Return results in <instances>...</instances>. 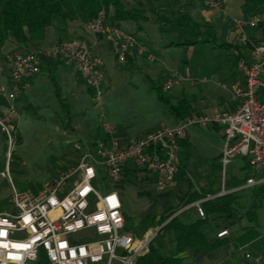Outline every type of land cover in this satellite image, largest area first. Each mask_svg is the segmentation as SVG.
Returning <instances> with one entry per match:
<instances>
[{
	"label": "built area",
	"instance_id": "1",
	"mask_svg": "<svg viewBox=\"0 0 264 264\" xmlns=\"http://www.w3.org/2000/svg\"><path fill=\"white\" fill-rule=\"evenodd\" d=\"M204 1L217 5V0ZM249 25L264 29V10ZM86 28L104 38L118 64L127 63L131 52L139 48L137 37L107 22L105 13ZM249 51L248 58L237 61L242 80L231 86L237 103L234 111L217 109L211 114H191L176 126L158 128L129 142L122 141L115 127L103 122L99 137L86 145H74L79 155L76 164L60 171L37 193L18 191L12 185L13 211L0 213V264H137L161 228L150 237L137 238L129 233L118 185L129 167L152 176L158 188L174 185L181 144L191 128L220 127L222 171L236 157H242L251 170L250 178L239 189L226 191L223 184L219 195L193 204L201 219H205L204 202L264 185V35ZM43 58H56L75 68L93 100L102 101L103 60L91 52L86 40L73 39L38 52L0 53V98L9 102L6 110L10 115L17 116L15 102L24 81L40 73ZM189 78L188 69L185 76L171 72L162 85L163 91L168 93ZM13 125L0 110V133L5 137L8 160L16 146ZM100 188L106 193L102 195ZM226 236L227 230L216 235L218 239ZM262 239L264 244V227ZM246 259L252 264H264V250L258 257L247 254Z\"/></svg>",
	"mask_w": 264,
	"mask_h": 264
},
{
	"label": "rangeland",
	"instance_id": "2",
	"mask_svg": "<svg viewBox=\"0 0 264 264\" xmlns=\"http://www.w3.org/2000/svg\"><path fill=\"white\" fill-rule=\"evenodd\" d=\"M126 4L128 5V3ZM150 18L153 19L152 16ZM151 21L154 23V20ZM144 28L145 37L148 35V38H153L156 41L157 39L162 41L165 38H170L171 41H196L198 39L195 31L189 27L182 28L178 32H174L175 34L160 30L158 26L148 22L144 23ZM185 48V50L175 51L172 54L175 61L173 68L180 74H184L188 69L191 78L182 80L181 85L175 86L166 93L172 104L175 105L182 98V87H185V90L190 89L191 84L196 80L203 84L204 93L213 92L216 88L214 82L216 80H225L230 85L228 82L231 81H227L224 75L225 69L228 66L233 67V63L229 62L226 51H213L201 44ZM10 52L14 53L15 51L11 50ZM155 65L153 61H150L148 70L140 64L130 68V66L118 64L116 61L111 68V77L107 88L104 89L101 102L94 101L89 93L86 94L85 89V93L81 90L76 93V97L72 96L69 99V104L72 106V129L63 127L65 116L61 112L60 105V100L63 101L70 96V91L63 93L60 83L56 81L61 91L60 97H58L57 89L48 71L44 69L42 72L44 82L40 83L41 86L36 85L34 89L25 91L29 103L20 104L22 108L17 107V121L13 125L16 129V146L10 160L7 158L5 140L0 137V165L3 171V176L0 174V212L4 213V211L12 209L10 204L12 185L18 191L35 192L46 181L53 180L60 171L73 167L79 157L74 145L76 143L86 145L99 137L103 122L114 126L118 131H126L132 136L161 126H174L170 124L172 116L168 108L158 101L157 93L150 90L147 81L150 79L156 85L162 86L173 70L164 69L158 75L153 74ZM236 73H239L238 70ZM202 79L205 81L201 82ZM195 85L197 86L196 83ZM218 89L221 92H226L222 86ZM226 95L229 97L227 92ZM19 98L23 97L19 96ZM101 115L103 119H101ZM188 132L194 133L190 139L192 146L190 149L183 148L184 155L181 158L184 160L183 166L186 171L174 192H171V189H164L162 195L157 192L151 193L147 186L152 183H148V180L141 183L136 182L133 177L118 185L117 189L120 195L122 194L123 210L129 218L127 228L129 233L150 237L158 230L160 227L152 221L153 217L158 218L177 209L174 202H177L180 191L186 189V181H190L197 188L213 187L215 190H220L223 188V184L227 189L232 179L244 180L242 157L234 158L225 171H220L217 168L218 148L220 144H223V140L221 141L217 132L200 128H191ZM8 162L9 165H7ZM150 187L155 189L154 186ZM99 191L102 195L106 193L103 188H100ZM252 191V188H248L238 192L241 205L239 212L242 214L249 207ZM167 193L169 197L165 199L164 194ZM257 214L260 231L263 234L264 208ZM187 215L190 219H187L185 215L180 216L184 223H192L197 220L194 210L188 212ZM231 224V218L213 216L203 231L211 236L220 228L229 226L231 232L236 236L237 233L234 231H239V227L231 226ZM245 225H248V221L243 219L241 226ZM168 238L166 237L165 244L168 243V249L175 252V246L171 243L172 235H169ZM154 245L158 246L157 242L153 243L152 247H155ZM231 251L232 247L226 246L210 253L208 259L211 262L225 259L230 255L233 256ZM186 253L187 251L182 252L180 257L186 258ZM244 254L233 256V259L243 260ZM183 264L191 263L189 260H185Z\"/></svg>",
	"mask_w": 264,
	"mask_h": 264
},
{
	"label": "crops",
	"instance_id": "3",
	"mask_svg": "<svg viewBox=\"0 0 264 264\" xmlns=\"http://www.w3.org/2000/svg\"><path fill=\"white\" fill-rule=\"evenodd\" d=\"M127 1V2H125ZM124 3H128V5H141L142 8L145 11H156V14L159 15V17L162 18H169L173 13L180 12L182 16L188 17L191 19V23L188 24L187 27L193 29L195 31L196 36L198 39L196 41H190V42H204L208 41L210 38L215 37L218 42H223L229 45H235V46H245V43L247 41L253 40L255 42H259L263 35H264V29L263 28H252L249 23L260 13L264 10V6L262 7H256L253 4H245L243 0H217L216 6H210L208 5L204 0H123ZM150 16L153 17V19L150 18ZM155 16L152 13H148L147 17L149 19L148 23H151L152 25H156L159 27L160 30L166 31V32H173L172 34H175L174 32H178V30L182 28H178L176 25L174 26H164L157 24L155 22ZM154 20V23L151 21ZM235 21H238L241 23L240 27H237ZM177 23V22H176ZM195 25H199L195 27ZM121 29L134 34L138 41H139V48L135 49L131 52L129 59L127 63L123 65H128L131 67H134L136 65H141L144 68H149V62L153 61L156 65L153 66L154 70L152 71L153 74H160L161 70L167 69L172 72H175V68H173V63L175 62L173 59L174 52L185 50L186 48L182 47H169V44H178L183 43L185 41H178V40H169L170 38H165L162 41L161 40H153V38L145 37V28L144 24H142L143 31L137 32L136 26L134 24L130 23H123L120 25ZM165 28H171V29H165ZM186 28V27H185ZM59 27L56 25L53 28H50L47 32V37L45 42L41 45V48L47 49L51 47L53 44L57 43L59 41ZM134 32H137L136 34ZM63 41H70L73 39H84L86 40L91 48V52L101 57L104 63L103 71L105 74V84L104 89L107 88V83L109 82V79L111 77V71L113 64H115L116 60L113 57L110 47L108 43L104 40L103 37L96 34H91L87 31L86 26H81L78 23H70L67 29V33H65L63 36ZM172 39V38H171ZM189 41V40H186ZM200 45V44H198ZM205 47H208L211 49L209 44H201ZM15 47L8 43L4 49L5 52H10ZM250 49L245 48L242 50L241 55L237 52L236 49L231 50H224L228 53V59L229 62L233 63V67H227L225 69V79L231 82L227 84L225 80H216L214 81L216 84V88L213 90L212 93L203 91V84L199 82V80L194 81L191 84L190 89L185 90V87H182L181 93L182 98H186L190 101L191 107H192V113L191 114H211L214 110L221 109L224 111H234L236 109L237 103L233 101V96L231 92V86L235 84L236 82H239L242 80V76L240 74V71L237 68V61L241 57H249L250 55ZM223 51V50H220ZM40 68L41 71L37 75H34L24 81V87L22 88V91L18 95V99L15 102L16 108H22L20 104H27L29 103L28 98L25 96V91H28L29 89L33 88L36 85L41 86L40 83L44 82V76H42V72L44 69H46L51 76H54L56 80L61 85V90L63 93L70 91V96L66 97L63 101L69 104V99L73 96L76 97L77 92L85 93L84 89L86 90V94H88L89 90L83 85L77 71L75 68L65 65L61 60L56 58H43L40 61ZM149 70V69H148ZM236 70H238L239 73H236ZM186 72V71H185ZM177 73V72H176ZM180 74V73H178ZM181 76H185L184 74H180ZM191 78V77H190ZM205 79H202L201 82H204ZM183 81H181L177 86L181 85ZM197 84V86L195 85ZM222 86L224 90H226L229 97H227L226 92L219 91L218 87ZM198 91H197V89ZM10 89H12V86L10 85ZM79 90V91H78ZM199 92V93H198ZM201 93V94H200ZM90 94V93H89ZM92 96V93L90 94ZM188 95L189 97H186ZM23 97V98H19ZM181 98V99H182ZM19 99H22L21 101ZM180 100V99H179ZM9 102L5 98H0V110L3 112V115L6 117L10 123L14 124L17 121V116L10 115L6 107L8 106ZM18 113V112H17ZM181 121L176 120L174 117L171 118L170 124L171 125H178ZM114 127V126H113ZM164 127V126H161ZM159 127V128H161ZM173 127V126H170ZM158 128L147 130L145 132H141L135 136L130 135L126 131H117L118 137L124 141L129 142L132 141L144 134H147L149 132H152ZM209 131H215L217 132V135L221 138V141L223 140V131L220 127H211L208 129ZM194 133L193 132H187V135L185 139L182 141L181 144V152H180V166H179V173L178 177L171 187L164 188V189H171V192H174L177 188L178 182L184 178L186 168L183 166L184 160L181 158L182 155H184L183 148H191L190 139ZM0 137L5 140V137L2 133H0ZM218 137V138H219ZM220 144V143H219ZM223 144L219 145L218 151L219 154L216 158V165H220V158L222 154ZM244 167L246 165L245 160L243 159ZM2 175V174H1ZM130 177H133L136 182H142L148 180V183H152L151 185H148L147 188L149 189V192H153L157 194L163 193L164 189L158 188L155 184L154 178L141 170L135 168V167H129L127 172L124 175V178L122 181H126ZM55 179V178H54ZM233 180V179H232ZM231 180V181H232ZM51 180H48L46 182H49ZM230 181V183H231ZM45 182V183H46ZM188 181H186V189L183 191H180L177 202L175 203V206L178 207L182 200L186 197L188 193ZM44 183V184H45ZM228 184V187L230 185ZM43 186V185H42ZM41 186V187H42ZM150 186H154L155 189L151 188ZM195 190L202 191V190H212L213 193L216 195H219L222 192V189L215 190L213 187L204 188L200 187L197 188L195 185L192 184ZM40 187V188H41ZM38 190L32 193H37ZM238 188V187H237ZM237 188H233L226 191H233ZM31 192V191H30ZM122 195V194H121ZM162 195V194H161ZM122 197V196H121ZM164 197H169V194H164ZM200 201V200H199ZM198 202V201H197ZM166 203V201H165ZM196 203V202H195ZM193 203V204H195ZM250 203V202H249ZM11 204V203H10ZM193 204L179 209L175 215L182 216L185 215L187 219H190V217L187 215L190 211H195L197 214L196 208L193 206ZM12 206V205H11ZM170 209L172 208L170 204ZM13 211V207L10 211H4V212H11ZM0 213H3L0 212ZM123 214L126 219V227L128 228V216L123 210ZM159 218V217H158ZM157 218V220H158ZM201 219L199 215L197 214V220ZM154 222V220L152 219ZM243 221L242 218L237 217L235 220L232 219L231 226L239 227V231H234L237 233L235 236L233 232H231L229 226L220 228L219 230L215 231L213 235L209 236L207 234V237L210 239L211 242H214L215 240H227L228 244L223 246L222 248L226 246H231L232 251L231 254L233 256H239V254H244V259H238L234 260L233 256H228L225 259L222 260H216L218 264H252L249 260L246 259V255L249 254L251 257H258L263 253L264 250V244L261 239L256 241H251L249 243H246L244 245L239 244L238 239L245 233V229L250 227L251 225L248 222V225L241 226V222ZM248 221V220H247ZM161 228V227H160ZM227 230L228 236L218 239L216 237L217 233ZM132 234V233H131ZM134 235V234H133ZM260 235H262V231H260ZM137 238H141L143 236L148 235H135ZM169 236H167V239ZM166 239V240H167ZM155 243V242H153ZM152 243V244H153ZM167 243V241H166ZM152 244L150 247H152ZM156 247V245H154ZM175 246V245H174ZM165 249L169 253H174L168 249V243L165 246ZM221 249V248H219ZM218 249V250H219ZM216 251V250H215ZM214 252V251H213ZM212 253V252H210ZM210 253L204 254L202 252H199L197 249L189 250L186 253V258H183V261L189 260L191 264H215L214 261H209L208 256ZM181 255V254H180Z\"/></svg>",
	"mask_w": 264,
	"mask_h": 264
},
{
	"label": "trees",
	"instance_id": "4",
	"mask_svg": "<svg viewBox=\"0 0 264 264\" xmlns=\"http://www.w3.org/2000/svg\"><path fill=\"white\" fill-rule=\"evenodd\" d=\"M245 4H253L256 7L264 6V0H243ZM106 14V20L113 23L119 28L121 24L130 23L136 26L137 32H142V24L149 21L147 14L152 13L155 16V22L164 26H174L185 28L191 23V19L182 16L180 12L173 13L169 18H162L156 14V11H145L141 5H127L123 0H0V53L8 43L15 48L14 53H32L38 52L41 45L45 42L47 32L50 28L58 25L59 41L63 42L62 36L67 33L70 23H78L81 26H88L101 14ZM177 22V23H176ZM199 25H195L197 27ZM197 44H209L213 51L236 49L241 55L245 48H252L255 41L250 40L245 46L229 45L218 42L215 37L204 42L185 41L178 44H169V47H188ZM13 53V52H12ZM56 87V93L60 97V88L56 78L51 76ZM150 90L157 93L158 101L164 104L170 115L178 121L189 117L192 113V107L189 100L182 98L172 104L166 92L161 85L147 79ZM90 94L91 92L88 91ZM61 112L65 116L63 127L72 129V106L60 100ZM221 171V166L217 165ZM245 178L243 181L232 180L228 190L241 187L251 176V170L246 163L244 167ZM3 171L0 165V174ZM188 184V193L182 200L176 210L160 216L157 220L153 217L154 222L161 227V230L154 240L158 246L150 247L149 251L139 258L137 264H181L183 258L180 254L185 251L197 249L204 254L213 252L228 244L227 240H215L211 242L204 233L203 229L209 225L210 218L213 216L231 218L240 217L248 220L251 225L245 229V233L239 237L238 242L241 245L262 239L260 235V224L258 222L257 212L264 208V185L252 188L251 201L245 213L239 212L241 206L238 192L230 193L202 204L205 212V219H199L192 223H184L175 213L199 200L208 196H214L212 190L197 191L190 181ZM172 235L171 243L175 245V252L169 253L165 249V239ZM164 242V244H163Z\"/></svg>",
	"mask_w": 264,
	"mask_h": 264
}]
</instances>
